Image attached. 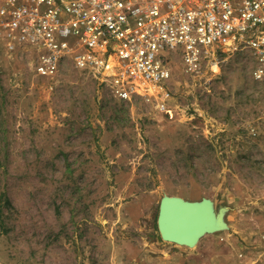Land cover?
I'll list each match as a JSON object with an SVG mask.
<instances>
[{"label": "rangeland", "instance_id": "374dc122", "mask_svg": "<svg viewBox=\"0 0 264 264\" xmlns=\"http://www.w3.org/2000/svg\"><path fill=\"white\" fill-rule=\"evenodd\" d=\"M253 69L242 50L215 51L197 75L175 58L161 88L131 92L72 61L34 75L0 37V264H264ZM164 196L210 200L224 228L163 241Z\"/></svg>", "mask_w": 264, "mask_h": 264}, {"label": "built area", "instance_id": "2783aa9c", "mask_svg": "<svg viewBox=\"0 0 264 264\" xmlns=\"http://www.w3.org/2000/svg\"><path fill=\"white\" fill-rule=\"evenodd\" d=\"M0 37L37 76L72 61L136 92V83L161 88L175 58L197 75L215 51L242 50L264 83V0H0ZM110 58L114 75L106 71Z\"/></svg>", "mask_w": 264, "mask_h": 264}, {"label": "water", "instance_id": "95a60500", "mask_svg": "<svg viewBox=\"0 0 264 264\" xmlns=\"http://www.w3.org/2000/svg\"><path fill=\"white\" fill-rule=\"evenodd\" d=\"M158 210L157 229L166 242L192 247L202 236L224 228L208 199L192 202L164 196Z\"/></svg>", "mask_w": 264, "mask_h": 264}, {"label": "bare ground", "instance_id": "6f19581e", "mask_svg": "<svg viewBox=\"0 0 264 264\" xmlns=\"http://www.w3.org/2000/svg\"><path fill=\"white\" fill-rule=\"evenodd\" d=\"M136 86H139L140 88H142L143 86L139 83H136Z\"/></svg>", "mask_w": 264, "mask_h": 264}]
</instances>
